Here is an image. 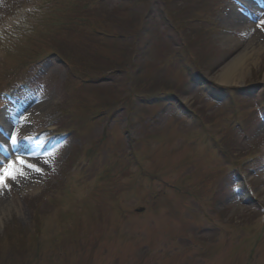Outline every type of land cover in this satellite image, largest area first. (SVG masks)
I'll return each instance as SVG.
<instances>
[{
  "label": "rangeland",
  "instance_id": "rangeland-1",
  "mask_svg": "<svg viewBox=\"0 0 264 264\" xmlns=\"http://www.w3.org/2000/svg\"><path fill=\"white\" fill-rule=\"evenodd\" d=\"M257 1L0 0V264H264Z\"/></svg>",
  "mask_w": 264,
  "mask_h": 264
},
{
  "label": "bare ground",
  "instance_id": "bare-ground-1",
  "mask_svg": "<svg viewBox=\"0 0 264 264\" xmlns=\"http://www.w3.org/2000/svg\"><path fill=\"white\" fill-rule=\"evenodd\" d=\"M262 3L264 7V0ZM253 9L254 16L257 14V10L255 6H251ZM233 20L232 24L236 25L238 30L241 32H246L250 27V21L248 19L240 17L238 20ZM231 22V21H230ZM257 41V40H256ZM258 47L257 42H254L252 45H249L248 48L242 49L236 56V58L224 65L219 73L216 76V80L218 84L224 86H236L242 83L243 79V70L245 69V65L248 60H252L254 53L256 52L255 49ZM1 148V145H0ZM17 160V159H13Z\"/></svg>",
  "mask_w": 264,
  "mask_h": 264
},
{
  "label": "snow or ice",
  "instance_id": "snow-or-ice-1",
  "mask_svg": "<svg viewBox=\"0 0 264 264\" xmlns=\"http://www.w3.org/2000/svg\"><path fill=\"white\" fill-rule=\"evenodd\" d=\"M16 137L12 136V142L15 143ZM21 164H23V161H20ZM24 167L31 168L33 171L39 172V169L34 168L32 165H23ZM22 175V173H21ZM16 178V172L13 169V164L11 161L8 162L7 168L0 167V186H3L5 184L6 179H15Z\"/></svg>",
  "mask_w": 264,
  "mask_h": 264
}]
</instances>
